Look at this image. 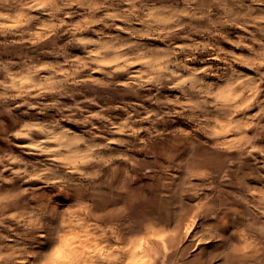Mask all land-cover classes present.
<instances>
[{
	"label": "rangeland",
	"instance_id": "374dc122",
	"mask_svg": "<svg viewBox=\"0 0 264 264\" xmlns=\"http://www.w3.org/2000/svg\"><path fill=\"white\" fill-rule=\"evenodd\" d=\"M0 264H264V0H0Z\"/></svg>",
	"mask_w": 264,
	"mask_h": 264
}]
</instances>
